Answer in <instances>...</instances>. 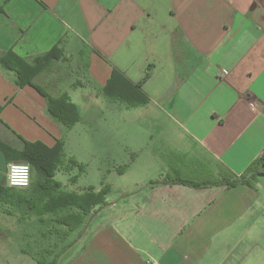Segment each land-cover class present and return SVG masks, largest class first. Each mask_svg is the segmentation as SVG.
Returning <instances> with one entry per match:
<instances>
[{"label":"crops","instance_id":"1","mask_svg":"<svg viewBox=\"0 0 264 264\" xmlns=\"http://www.w3.org/2000/svg\"><path fill=\"white\" fill-rule=\"evenodd\" d=\"M55 46L57 71L36 83L67 94L59 73L73 69L77 124L110 111V130L70 154L95 165L87 189L107 187L106 205L70 231L57 220L77 208L42 204L82 191L31 171L21 195L0 152V264H264V176L226 185L264 156V0H0V55ZM0 106L24 140L62 141L45 99L2 68Z\"/></svg>","mask_w":264,"mask_h":264},{"label":"trees","instance_id":"2","mask_svg":"<svg viewBox=\"0 0 264 264\" xmlns=\"http://www.w3.org/2000/svg\"><path fill=\"white\" fill-rule=\"evenodd\" d=\"M62 61V51L59 46H55L46 54L33 58H22L13 53L11 50L3 52L0 55V68L12 71L15 73V85L18 88L30 86L34 88L46 101L47 114L58 124L65 128H71L80 120L78 110L72 103L67 94L58 96L51 95L46 87L39 86L36 81L45 74L52 72L53 67ZM116 73L113 72L112 76ZM150 73L147 70L140 81L144 82ZM109 90V82L105 87V92ZM109 92V91H108ZM3 107L0 106V113ZM0 152L4 155L7 162L25 163L30 166L31 171L35 173V178L38 180L51 181L54 178V173L58 170V166L65 162L64 144L62 141H57L53 148H48L41 142H28L17 135L12 129L0 120ZM76 164L73 160H71ZM264 176V156L254 163L245 174L238 179L228 182V188L235 187L240 184L250 185L252 178ZM180 183L187 184L180 180ZM190 185V184H189ZM43 195L49 196L54 193L52 186L45 184L41 187ZM56 189V188H55ZM30 189L21 190V195L29 194ZM108 193V188L104 187L99 191L92 188L87 189L80 195L74 193L61 192L64 199L62 203L52 204L45 203L44 210L54 209V205L62 207H75L78 209L77 214H70L65 219H58L62 225L68 227L70 231L83 224L84 216H91L97 210L96 207L106 205L105 196Z\"/></svg>","mask_w":264,"mask_h":264},{"label":"rangeland","instance_id":"3","mask_svg":"<svg viewBox=\"0 0 264 264\" xmlns=\"http://www.w3.org/2000/svg\"><path fill=\"white\" fill-rule=\"evenodd\" d=\"M57 71V65L53 67L52 72ZM59 77L61 81H63L57 90L58 91H66L67 96L69 100L74 103L75 105H80L79 101V90L80 87L78 86V80L81 78L78 77V75H75L73 72L74 70H67L66 68L60 71ZM74 74V75H73ZM76 83V84H75ZM60 84V83H59ZM56 85V84H55ZM47 91L53 95V92L47 88ZM77 91V92H76ZM60 93V92H59ZM55 95V94H54ZM109 109V108H108ZM104 115L100 116L98 120L94 118V115H91L90 118L87 117L85 122H82L80 124H76L71 128H63V132L61 134V138L63 142H67L68 149L66 151V160L60 166H58V169H64L63 171L56 170L54 173L56 179L58 180H68L70 179L71 182L67 189L73 190V191H86L85 189L88 188V186H96L99 181V172L95 170V165L90 162V166L87 170V172H81L78 163L70 154H75L76 156L80 152L82 139L89 137V134L95 133L97 131H107L110 130L111 120L109 113L110 111L104 109ZM86 146H89L86 144ZM71 160H73L76 164H74ZM33 172V171H32ZM35 178V175L32 174V180ZM105 178V174L103 176V179ZM61 199H64L61 198Z\"/></svg>","mask_w":264,"mask_h":264},{"label":"built area","instance_id":"4","mask_svg":"<svg viewBox=\"0 0 264 264\" xmlns=\"http://www.w3.org/2000/svg\"><path fill=\"white\" fill-rule=\"evenodd\" d=\"M254 108L253 105H251ZM6 182L8 187L27 189L31 182V169L25 163H10L6 168Z\"/></svg>","mask_w":264,"mask_h":264}]
</instances>
